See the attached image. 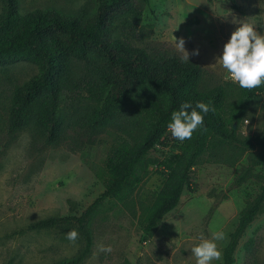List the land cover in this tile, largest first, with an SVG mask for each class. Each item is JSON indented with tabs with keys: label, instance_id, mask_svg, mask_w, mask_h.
Masks as SVG:
<instances>
[{
	"label": "rangeland",
	"instance_id": "rangeland-1",
	"mask_svg": "<svg viewBox=\"0 0 264 264\" xmlns=\"http://www.w3.org/2000/svg\"><path fill=\"white\" fill-rule=\"evenodd\" d=\"M37 8L88 16L95 11L96 2L19 0L21 14ZM242 23L264 35V0H151L140 21L131 17L119 20L116 37L152 55L176 52L187 58L189 54V59L208 70L203 89L226 87L225 116L236 126L239 141H212L215 144L200 155L191 170L195 190L185 187L179 204L163 216L147 241L142 240V226L165 180L159 165L149 166L125 202L105 200L91 221L94 243L82 264H196L191 249L203 239H214L217 232L224 234L216 241L222 255L212 264H224L230 235L264 184V150L241 142L264 133V97L252 102L240 121H234L231 110L240 98V87L216 64L225 43ZM180 39L188 54L176 44ZM196 50L199 54H193ZM89 68L75 61L73 89L61 97V111L66 116L97 105L83 81L87 76L97 80L96 71ZM37 71V65L27 61L0 66V264H57L74 257L84 245L74 224L47 229L28 226L51 216L81 215L104 191L111 149L122 141L134 143L141 133L126 116L91 135L58 145L47 143L32 126L9 134L7 120L14 93ZM163 142L167 145L157 144L150 157L163 159L176 150L177 139L170 130ZM71 229L79 233L74 243L66 239ZM250 240L252 246L246 249ZM101 244L111 245L112 251L101 252ZM235 257V264H264V206L244 231Z\"/></svg>",
	"mask_w": 264,
	"mask_h": 264
},
{
	"label": "trees",
	"instance_id": "trees-1",
	"mask_svg": "<svg viewBox=\"0 0 264 264\" xmlns=\"http://www.w3.org/2000/svg\"><path fill=\"white\" fill-rule=\"evenodd\" d=\"M0 66L18 61L37 65L35 75L17 87L7 120V131L14 135L32 126L49 144L91 135L111 125L116 119L130 117V124L140 129L134 143L115 145L106 160L103 193L81 215L51 216L28 226L47 229L74 224L84 245L72 258L57 264H82L94 243L91 221L107 199L125 202L135 193L150 165L162 168L165 180L156 202L149 209L142 226V240L153 236L163 216L173 210L185 189L192 187L191 170L200 155L216 139L239 141L236 126L225 116L227 89L217 85L203 89L208 70L199 62L176 52L157 55L116 37L118 22L131 17L140 21L151 0H95V11L88 16L66 14L55 8H37L20 13L19 0H1ZM235 8H238L235 4ZM75 61L96 71L97 80L84 81L89 95L97 101L89 111L66 116L61 111V97L74 86ZM264 97V84L254 89L240 87L234 106V121H240L252 102ZM210 106L204 123L191 139L178 141L176 150L163 159L149 156L163 142L173 111L191 102ZM241 142L246 147L264 150V133L250 135ZM264 206V184L239 219L224 249V264H235V251L247 226ZM252 240L246 243L250 249Z\"/></svg>",
	"mask_w": 264,
	"mask_h": 264
},
{
	"label": "clouds",
	"instance_id": "clouds-1",
	"mask_svg": "<svg viewBox=\"0 0 264 264\" xmlns=\"http://www.w3.org/2000/svg\"><path fill=\"white\" fill-rule=\"evenodd\" d=\"M176 44L185 50L183 39L176 40ZM193 54H199L198 50ZM216 64H220L241 88L254 89L264 84V35L259 34L253 26L242 23L225 43ZM209 110L210 106L202 101H197L194 106L191 102L182 103L179 110L172 112L168 124L172 137L179 141L191 139L193 133L203 126L204 115ZM78 237L75 229L66 233V239L70 242H76ZM223 238L224 234L217 232L214 239H203L194 246L191 254L196 258V264H212V261L220 260L222 254L216 241ZM99 250L110 253L112 246L101 244Z\"/></svg>",
	"mask_w": 264,
	"mask_h": 264
},
{
	"label": "built area",
	"instance_id": "built-area-1",
	"mask_svg": "<svg viewBox=\"0 0 264 264\" xmlns=\"http://www.w3.org/2000/svg\"><path fill=\"white\" fill-rule=\"evenodd\" d=\"M230 78V77H229ZM231 79V78H230Z\"/></svg>",
	"mask_w": 264,
	"mask_h": 264
}]
</instances>
